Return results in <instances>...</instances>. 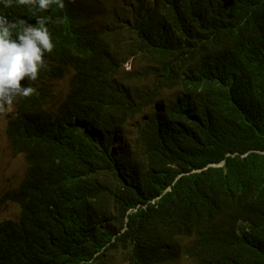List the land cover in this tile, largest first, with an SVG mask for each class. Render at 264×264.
<instances>
[{
    "label": "trees",
    "instance_id": "trees-1",
    "mask_svg": "<svg viewBox=\"0 0 264 264\" xmlns=\"http://www.w3.org/2000/svg\"><path fill=\"white\" fill-rule=\"evenodd\" d=\"M64 2H0L56 45L6 124L27 167L0 264H264V0Z\"/></svg>",
    "mask_w": 264,
    "mask_h": 264
},
{
    "label": "clouds",
    "instance_id": "clouds-1",
    "mask_svg": "<svg viewBox=\"0 0 264 264\" xmlns=\"http://www.w3.org/2000/svg\"><path fill=\"white\" fill-rule=\"evenodd\" d=\"M5 8L13 6V0H0ZM17 6L47 12L53 4L65 7L64 0H15ZM49 18L37 16L36 24L26 20H9L0 13V113L9 110L18 98H30L37 89L25 86V81L35 82L46 68L45 54L55 48L49 28Z\"/></svg>",
    "mask_w": 264,
    "mask_h": 264
},
{
    "label": "rangeland",
    "instance_id": "rangeland-1",
    "mask_svg": "<svg viewBox=\"0 0 264 264\" xmlns=\"http://www.w3.org/2000/svg\"><path fill=\"white\" fill-rule=\"evenodd\" d=\"M118 3H110V6L116 5ZM119 8L117 9V12ZM147 62L143 57L133 56L128 57L126 61L122 64V74L127 78H135V84H141L143 76L139 74L141 66ZM67 86V78L56 80L53 82V91L55 93V99L59 101L65 91ZM165 98V94L161 93L157 97V101H161ZM153 106H148L145 108L140 117L149 116L152 111ZM15 113V107L10 106L9 110L0 113V222L8 219H17L20 214V205L13 200L12 195L9 194L18 189L21 181L24 178L26 172V162L21 154H14L9 146L5 129L7 121ZM140 123L139 118H135L122 124L118 130L120 134L127 135L131 137L133 135L135 127ZM120 257H115L118 259L114 264H120L123 259ZM172 264H183V263H172Z\"/></svg>",
    "mask_w": 264,
    "mask_h": 264
}]
</instances>
